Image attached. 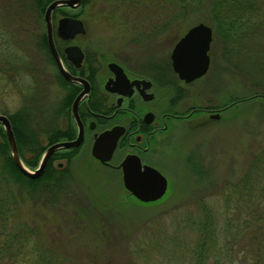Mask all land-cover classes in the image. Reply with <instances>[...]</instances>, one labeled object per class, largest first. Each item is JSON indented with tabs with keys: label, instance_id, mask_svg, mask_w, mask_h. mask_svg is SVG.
<instances>
[{
	"label": "rangeland",
	"instance_id": "1",
	"mask_svg": "<svg viewBox=\"0 0 264 264\" xmlns=\"http://www.w3.org/2000/svg\"><path fill=\"white\" fill-rule=\"evenodd\" d=\"M130 1L88 0L77 8L64 7L52 13V24L56 25L55 20L61 14H74L90 35L98 37L97 43L100 40L108 47L115 46L117 36L120 39L131 36L121 34L127 24L130 28L164 26L166 29L155 36L157 41L152 39L148 44L135 46L145 45L140 47L144 55L156 47L165 48L169 54L188 27L204 22L213 34L208 48L211 61L206 72H209L204 78L209 84L203 89L202 102L208 103V98L215 104L220 102L219 106L225 109L217 119H207L197 128L188 129L183 124L171 127L167 140L163 138L166 142L161 143L159 152L151 159L167 178L168 190L157 201L137 202L122 186L120 170L94 161L88 145L67 158L66 166L74 175L71 178L74 195L62 196L46 206L42 196L29 194L21 184L11 183L8 192L14 211H8L6 224L13 228L23 221L28 231L25 236L28 241L23 237L26 247L19 249L24 261L18 264H31L26 260L30 256L33 264H194L195 245L202 239L201 225L222 224L221 190L225 182L246 175L252 155L264 152V101L251 97L258 91L264 92V58L260 53V61L249 58L248 53L253 49L257 50L255 54L264 51L262 28L261 33H254L259 41L253 44L247 33L253 28L236 23L233 29H221L204 4L201 10L171 19L173 12L163 0L159 4L156 0L140 4ZM29 11H23L22 19H17L15 25L12 17V20L0 18V38L14 46L27 68L19 65L10 80L0 79V114L27 108L33 120L31 128L34 125L32 142L27 140V145L40 156L42 147L55 132L57 115L55 89L44 78L48 72L46 48L39 45L42 13L34 15ZM257 20L262 22L259 15ZM112 35L114 40L110 38ZM40 65L45 72H41ZM237 98L242 101L234 104ZM21 152L23 158L34 155L26 146ZM195 153L198 171L193 164ZM38 158L28 168L33 169ZM6 176V172H0V179ZM0 182L5 184L3 180ZM205 211L211 222L204 217ZM11 250L15 251V246Z\"/></svg>",
	"mask_w": 264,
	"mask_h": 264
},
{
	"label": "flooded vegetation",
	"instance_id": "2",
	"mask_svg": "<svg viewBox=\"0 0 264 264\" xmlns=\"http://www.w3.org/2000/svg\"><path fill=\"white\" fill-rule=\"evenodd\" d=\"M64 15L61 14L59 17ZM52 27L53 43L57 50V56L61 59L62 67L67 70L70 76H76L82 80L71 82L60 72L61 69L49 53L50 49L47 48L46 30L43 26L39 34V45L40 48H46L48 58V72L44 78L49 79V84L55 89L54 106L57 117L54 122L55 127L53 126V130H55L52 136L54 142L74 140L77 136L79 128L76 118L72 116V104L76 96L80 94L74 107L77 110L76 115L80 121V128H82L81 141L75 147L58 148L54 151L52 165L56 168L64 169L67 167V155L71 153L73 155L87 149V145L91 155V145L98 135L115 125H119L122 126L123 130L117 136L110 159L103 163V161L93 158L91 155L94 161L103 166L107 165L119 169L120 178L122 167L119 164L127 154L138 157L141 165H150L160 171L151 159L159 152V148L162 147L161 143L166 142L173 125L183 124L188 129L197 128L204 125V121L207 119H217L221 110L225 109L224 106L220 107L218 105L219 102L215 104L214 101L210 102L208 98L206 99L208 103L204 104L202 102L203 89L209 84L208 80L204 81L205 75L209 72L208 70L204 75L196 76L192 80H181L171 67L172 62L169 57L171 51L168 54L162 46V49L155 46L156 48L147 50L144 55H141L140 47L145 45L135 48L138 44L150 43L152 39L157 41L155 40L156 35L161 30L166 29L164 26L160 28L155 26H151V28H138V26L130 28L127 24L121 34L131 33V36H123L126 38L125 41L121 40L123 37L120 39L117 36L114 42V44L116 43L115 46L110 47L103 45L100 40L97 43L98 37L90 35L85 25L82 33H75L69 39L57 35L58 28L56 25L52 24ZM113 35L110 37L111 40H114ZM116 39L121 40L120 43ZM73 45L78 46L80 59L75 56L77 55L76 51L72 52L71 49L68 52L66 50ZM209 55L208 50L210 60ZM140 57H142L141 60ZM112 63L118 65L119 68L110 67ZM23 67L27 70L26 66ZM40 68H42L41 72L46 71L45 67L41 65ZM12 73V70H9V72L5 70L4 78L10 80ZM216 90L217 88L214 91L216 92ZM178 107L181 108L178 109ZM213 115H217L216 118ZM165 137L166 140L163 139ZM49 142L48 140L44 148L51 144ZM44 148L41 150L42 153ZM50 155L47 158V164ZM193 155V164H195L197 155L196 153ZM195 167L198 171L199 166L195 164ZM59 174L65 178L74 176L69 167L66 171H60ZM20 224L27 227V223H23V221H20ZM26 231L27 228L24 229V232ZM25 236L27 234H24L21 238L24 237L25 241H28ZM8 264H10L9 261Z\"/></svg>",
	"mask_w": 264,
	"mask_h": 264
},
{
	"label": "trees",
	"instance_id": "3",
	"mask_svg": "<svg viewBox=\"0 0 264 264\" xmlns=\"http://www.w3.org/2000/svg\"><path fill=\"white\" fill-rule=\"evenodd\" d=\"M51 0H0V18L13 19L14 25L17 19H22L23 11L34 12V15L40 14L45 10L47 4ZM119 1V0H117ZM150 3L154 0H131L130 2ZM157 3L160 0H156ZM168 9L173 12L171 19L179 16V14L186 12L201 10V5L204 4L205 8L209 12V16L213 19L215 24L221 29L223 27L233 29L234 25H238L253 28L254 31H248V35L251 38L249 42L255 43L259 41L258 37L254 33L259 32L262 28L264 37V0H163ZM88 0H80V4L87 3ZM159 4V3H158ZM64 6L54 9L52 13H57ZM74 15V14H72ZM261 17V20H257ZM6 17V18H5ZM54 18V17H53ZM9 19V20H10ZM11 19V20H12ZM1 22V21H0ZM248 22V24H247ZM241 23V24H240ZM235 28V27H234ZM260 28V29H259ZM228 32V31H227ZM226 32V33H227ZM2 31H0V36ZM257 34V35H258ZM250 44V43H249ZM250 46V45H249ZM12 47V48H11ZM264 47V43H263ZM257 51L253 49L251 53L248 50L249 58L252 56L253 59L260 61V56L264 58V51ZM14 46L0 38V79L4 78L5 70L9 72L12 70L15 73L19 65L24 66L25 60L16 54ZM255 54V55H254ZM18 71V70H17ZM264 92L252 94V98L263 99ZM233 100V99H232ZM234 104L242 101L241 98L233 100ZM220 104V102H219ZM218 104V105H219ZM232 104V103H231ZM27 108L21 107L19 110L11 114L4 111L3 113L8 116L11 121V129L14 132L15 140L17 142V149L21 153L24 146L33 152V156L28 158H22L23 162L27 166H34L37 161V153H34L27 140L31 141L30 138L33 134V127L31 125L30 112ZM49 143H53L55 140L53 137H49ZM32 142V141H31ZM8 143L5 139V133L0 127V172H6L8 176L0 179L5 181V184L0 182V264H18L19 261H24V257L19 253L20 248H25L23 238L24 233L21 227L24 225L13 226L11 228L6 224V219L9 217L8 211L13 210L12 201L10 200L11 195L9 194L8 188L12 183L13 185L21 184V188L28 190L29 194L42 196L47 201L45 204L52 205L56 202V199L67 195H74L72 191V182L70 177H63L59 174L60 171H66L68 167L56 168L52 164L53 154L50 155L48 164L45 165L43 175L32 179L24 176L11 162L10 153L7 148ZM44 147H42L43 149ZM41 149V150H42ZM39 150V149H38ZM42 153V151H41ZM263 154L256 153L252 155V163L247 168L249 174L242 175L240 179L235 180L231 183L225 182L222 187V207L221 214L224 215L222 224L209 223L211 226L201 225L202 239L196 243V253L194 254V264H264V170H263ZM69 155H67V158ZM37 163V162H36ZM61 169V170H60ZM60 170V171H55ZM68 176V175H67ZM8 180V181H7ZM9 186V187H8ZM71 187V188H70ZM39 190V191H37ZM16 205V204H14ZM14 211V210H13ZM204 217H207L208 221L211 218L207 211L204 212ZM204 217L201 223H204ZM221 218V219H222ZM27 227H24V229ZM24 233V234H23ZM15 246V251L11 250ZM33 251V249L31 250ZM32 256L26 258L28 262L33 264L31 261ZM208 259V261H207ZM30 260V261H29Z\"/></svg>",
	"mask_w": 264,
	"mask_h": 264
},
{
	"label": "water",
	"instance_id": "4",
	"mask_svg": "<svg viewBox=\"0 0 264 264\" xmlns=\"http://www.w3.org/2000/svg\"><path fill=\"white\" fill-rule=\"evenodd\" d=\"M80 4V0H51L45 10L42 12L43 26L45 27V37H47V48H49V53L52 58H54L58 67L61 69L60 72L69 81H82L79 77L70 76L67 70L62 67L60 58L57 56L56 47H54L53 37H52V10L58 8L59 6L77 8ZM56 31L58 36L64 38H71L73 35L82 33L84 31L83 22L76 18V16H62L56 21ZM211 34L212 29L209 25L204 22L195 23L191 27L185 30L180 38L176 40L171 50L170 61L172 62V69L178 74L181 80H192L196 76L204 75L206 73L207 66L209 64L208 58V48L211 44ZM72 49L76 51L78 59L81 58L78 46H70L66 50L69 52ZM110 67L117 68L118 65L115 63L110 64ZM119 68V67H118ZM79 96H76L75 101H73L72 116L76 118L79 132L74 140H64L57 141L53 144H48L44 148V152L40 154L38 158V164L33 169L28 168L25 162H22L20 157V152L17 149V142L14 137V132L11 129V123L8 120L6 114H0V127L5 133V139L8 143L7 148L10 153V160L15 164L14 166L22 172L24 176L35 179V177L43 174L45 164H47V158L50 154H53L56 149H65L67 147H75L80 141V133L82 128H80L79 118H77L75 110V103L78 101ZM214 116V115H213ZM217 116V115H216ZM214 116V118H216ZM123 130L122 126L115 125L109 130L101 132L95 142L91 145V155L93 158H97L100 161L106 162L110 158L111 151L114 150V146L117 140V136ZM139 158L133 156V154H127L125 158L120 161V167H122L121 178L122 185L127 191V193L136 198L137 202H146L159 200L168 190L167 178L160 171H157L153 166L141 165Z\"/></svg>",
	"mask_w": 264,
	"mask_h": 264
}]
</instances>
